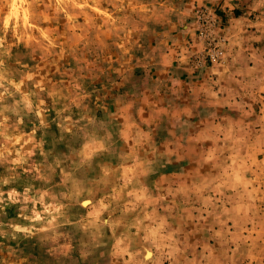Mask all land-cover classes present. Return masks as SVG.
<instances>
[{
  "label": "crops",
  "instance_id": "obj_1",
  "mask_svg": "<svg viewBox=\"0 0 264 264\" xmlns=\"http://www.w3.org/2000/svg\"><path fill=\"white\" fill-rule=\"evenodd\" d=\"M98 5L114 27L100 14L97 25H85L96 16L80 11L88 31H72L69 40L90 48L80 60L97 85L117 87L123 109L104 117L113 116L115 144L129 119L153 152L144 172L130 176L131 189L117 178L115 195L133 202L115 206L123 215L99 238L94 264H264V0ZM201 9L224 40L210 67L191 60L192 16Z\"/></svg>",
  "mask_w": 264,
  "mask_h": 264
},
{
  "label": "rangeland",
  "instance_id": "obj_2",
  "mask_svg": "<svg viewBox=\"0 0 264 264\" xmlns=\"http://www.w3.org/2000/svg\"><path fill=\"white\" fill-rule=\"evenodd\" d=\"M99 9L98 0H0V264H94L99 238L123 215L115 206L133 202L115 195L117 178L131 189L153 152L129 119L115 144L113 116L104 119L123 109L117 87L97 85L80 60L90 48L69 40L88 31L77 14L97 25Z\"/></svg>",
  "mask_w": 264,
  "mask_h": 264
},
{
  "label": "built area",
  "instance_id": "obj_3",
  "mask_svg": "<svg viewBox=\"0 0 264 264\" xmlns=\"http://www.w3.org/2000/svg\"><path fill=\"white\" fill-rule=\"evenodd\" d=\"M195 22L192 45L195 51L191 53V60L194 67H210L218 63L222 55L224 40L221 36V27L216 24L213 14L206 9L196 12Z\"/></svg>",
  "mask_w": 264,
  "mask_h": 264
}]
</instances>
